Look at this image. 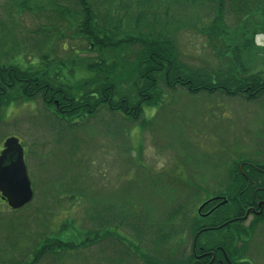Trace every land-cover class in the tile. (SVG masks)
I'll return each mask as SVG.
<instances>
[{
  "label": "rangeland",
  "instance_id": "rangeland-1",
  "mask_svg": "<svg viewBox=\"0 0 264 264\" xmlns=\"http://www.w3.org/2000/svg\"><path fill=\"white\" fill-rule=\"evenodd\" d=\"M61 1L76 14L73 0ZM158 1L145 5L143 1L120 0L110 5L109 0H91L99 11V16H95L97 29L110 30L109 33L116 30L114 38L120 40L145 37L170 41L173 51L179 55L177 61L183 72L210 75L218 71L228 76L229 69L235 70V64L240 61L247 72L264 71L263 31L251 38L250 33L244 34L243 26L235 27L230 18L226 20L229 27L225 34H220L221 42L209 39V27L205 29L200 24L171 30L172 25H164L166 17L162 7L157 8ZM5 2L0 0V19L4 27L9 28L12 17L7 14ZM111 7L114 9L110 19L106 13ZM174 8L173 17L182 19L180 11ZM104 18L109 22L107 27L103 24ZM82 19L72 17L56 23L64 34L61 39L54 37L57 38L54 43L59 44L58 60L64 68L70 65L74 50L80 51L79 60L83 58L92 67L100 56L98 49H88L90 43L81 35ZM46 23L49 21L43 13L35 15L25 11L23 26L8 30H22L21 36L39 39L33 34ZM33 38L27 41L28 45L36 42ZM244 44L249 46L246 51L242 50ZM128 51L131 53L124 59L126 70H122L120 61L108 60L100 63L99 71L101 77L113 75L120 85L131 89L140 80L124 79L125 72L133 70L131 75L135 76V71L143 70L145 65L141 63L139 43ZM109 70L112 71L107 73ZM234 72L229 74L234 77ZM74 81L76 90L84 88L85 84ZM162 103L160 107H147L143 114L147 127H131L127 138L120 129L116 130L120 123L108 121L111 117L105 110L97 113L89 124L83 119L87 126L83 123V129L73 128L67 135L62 134L60 121L46 109L41 97L31 103L9 105L2 111L0 148L7 137H20L35 195L30 208L21 212L11 213L12 208L1 199L0 205L8 211V216L15 218V226L20 224L17 230L26 233L23 239L31 252L46 237L56 244L58 239H63L78 246L93 238V233L98 234L102 224L125 227V231L120 228V232L129 239H136L134 246L130 245L133 250L151 257L190 252L193 235L188 226L191 219L202 203L222 192L228 182L231 161L251 156L264 161V98L247 101L223 94H194L185 87H177L167 90ZM184 181H189L192 187L186 186ZM169 225L176 226L178 233L164 238V235H156L157 232L164 234ZM160 240L168 242L157 244ZM260 245L254 251L258 256L253 264H264L263 239ZM167 247L163 254H157V248ZM81 249L70 252L68 257L79 250L85 251ZM107 250L92 251L94 254L85 251V257L82 254L77 260L67 258L64 264H115L109 256L118 259L123 253L120 247ZM55 257L49 252L40 264H53ZM143 260L142 256L134 255L126 258L124 264H144Z\"/></svg>",
  "mask_w": 264,
  "mask_h": 264
},
{
  "label": "trees",
  "instance_id": "trees-1",
  "mask_svg": "<svg viewBox=\"0 0 264 264\" xmlns=\"http://www.w3.org/2000/svg\"><path fill=\"white\" fill-rule=\"evenodd\" d=\"M109 1L110 5H114L120 0ZM142 1L145 5H150L152 2L149 1L154 0H137L138 3ZM6 2L8 8L6 11L9 17H12V22L9 28H5V23L0 19V115L9 105L31 103L35 98L41 97L46 109L57 118V121H60L58 125L62 134L71 133L73 128L77 131L83 129V119L89 124L97 113L105 110V113L111 117L108 121L114 124L120 123L116 130L120 129V132L125 133L127 138L131 127L135 125L142 128L147 127V120L143 117L146 108L163 106V96L170 89L185 87L194 94L200 93L208 96L223 94L243 97L247 101L264 98V71L247 72L243 62L240 61L235 64V70L229 69L228 76L221 75L222 73H217L218 71L210 75L183 72L177 61L179 55L175 50L173 51L172 43L168 40H152L145 37L120 40L114 38L117 34L116 30H111V33H109L110 30H98L96 17L99 16V11L95 9L91 0H73L77 7H75V15L71 12L72 8L65 6L61 0H6ZM175 6L180 11L182 19L173 17L172 11L175 10ZM159 7H162L166 17L164 25H172L169 27L171 30L196 27L200 24L205 29L209 27V32H207L209 39L218 42L222 41L220 34H225L226 28L229 27L226 22L227 18L233 20L235 27L243 26L244 34L250 33L251 38L260 31L264 33V0H159L157 8ZM113 9L114 7H111L106 13L110 19ZM25 11L35 15L43 13L49 21L35 30L33 35L34 37L38 35L39 39L21 36L22 30H8L19 27ZM72 17L83 18L81 35L89 41L88 49H98L100 53L94 67L88 66L83 58L79 60L80 51L78 50H74L70 55V65L68 67L65 65L67 70L58 60L57 45L59 44L54 43L57 39L54 37L61 39L64 34L60 32L61 28L56 23ZM103 22L107 27L109 22L105 18ZM3 30H6V33ZM7 31L12 36H7ZM16 31L19 32L20 38ZM31 38L36 39V42L28 45L27 41ZM135 43L140 45V59L142 65L145 66L143 70L135 71V76L131 75L133 70L126 71L124 79L138 78L140 83L127 89L120 85L118 78L112 77L113 75H107L108 78L101 77L99 66L104 61H120L122 70H126L124 59L130 57L131 52L128 49ZM247 43L249 45L250 42ZM248 47L244 44L242 50L246 51L245 48ZM233 71H235L232 73L234 77L229 74ZM74 80L85 84L84 88L76 90ZM121 88L124 90L122 91ZM87 124L84 123L85 126ZM227 180L222 192L217 193L223 197L222 199H227V202L209 208V204L217 200L210 201L201 210L205 213L197 210L188 228L190 227L189 231L193 236H198L199 244L210 242L209 245L213 247L218 244L225 245L229 248L228 252L235 264H250L247 259L251 256H248L239 244L242 236L256 233L255 230L248 231L243 220L246 219L249 206H257L260 199L264 200V161L255 156L231 161ZM184 184L192 187L189 181H184ZM219 195L214 198H219ZM31 205L18 210L11 209V213L21 212L30 208ZM7 213L8 211L3 210L0 205V264H40L48 257L49 252L56 255L53 264H64L67 258L77 260L82 258V254L85 257V251L94 254L92 251L105 252L107 249L115 250L119 247L123 251L118 256L121 260L113 255L109 256L115 264H124L126 258L134 255L142 256L144 264H186V260L190 262L193 257L192 251L188 255L183 253L181 256L184 259L175 256L173 252L166 257H155L156 255L151 257L145 252H137L130 246H134L136 239H129L120 232L121 229L125 231V227L110 224L106 227L103 224L99 225L100 232L95 235L93 233V238L77 244L78 246L70 240L64 241L63 239H58V244H56L57 242H52L51 238L46 237L42 243H37L31 252L23 239L26 233L17 230L20 224L15 226V218L8 216ZM254 219L263 222L264 212L255 213ZM211 221L214 224H211ZM168 228L164 234L157 232L156 235H164V238L178 233L176 226L169 225ZM259 233L264 235L263 228ZM233 235L235 236L234 243H236L234 246L230 240ZM112 237L116 239H109ZM170 239H168L169 242H171ZM163 241L168 242L160 240L157 244ZM78 248L85 251L79 252V250L68 257L70 252ZM167 249L168 247L164 250L157 248V254L161 255ZM25 250H29L28 253Z\"/></svg>",
  "mask_w": 264,
  "mask_h": 264
},
{
  "label": "water",
  "instance_id": "water-1",
  "mask_svg": "<svg viewBox=\"0 0 264 264\" xmlns=\"http://www.w3.org/2000/svg\"><path fill=\"white\" fill-rule=\"evenodd\" d=\"M34 190L25 158V148L17 136L5 139L0 152V197L14 210L22 209L34 200ZM212 198L199 208V212ZM225 199L223 203H226Z\"/></svg>",
  "mask_w": 264,
  "mask_h": 264
},
{
  "label": "flooded vegetation",
  "instance_id": "flooded-vegetation-1",
  "mask_svg": "<svg viewBox=\"0 0 264 264\" xmlns=\"http://www.w3.org/2000/svg\"><path fill=\"white\" fill-rule=\"evenodd\" d=\"M221 201L222 199H219L217 201L210 203L209 208H214ZM263 212H264V200L260 199L259 202L257 203V206H254V205L249 206L246 219L243 220L248 231L255 230L256 232L255 234L242 236L241 243L239 244V247L244 248L246 251V254L248 256H251L249 257V259H247L251 264H253L257 260V256H258L254 253V251L261 247L260 245L261 240L262 239L264 240V235L262 233L261 234L259 233V232H262V228L264 230V221L262 222V221H258L257 219H254V214L255 213L261 214ZM201 213L203 212L201 211ZM211 224H214V223L211 221ZM251 226H254V228H251ZM257 227H260V228H257ZM206 229H209V228H206ZM230 240L232 241V245L234 246V244H236L234 243L235 236L234 235L231 236ZM209 244L210 242H202L201 244H199L198 236L197 235L193 236V241H192L191 249H190V252L192 251L193 257L190 262L186 260V264H235L230 256V253L228 252L229 251L228 247H226L225 245H220V244L215 245L213 247V246H210ZM224 249H227V250H224ZM190 252L186 251L185 255H188ZM179 257L184 259V257L181 255Z\"/></svg>",
  "mask_w": 264,
  "mask_h": 264
}]
</instances>
